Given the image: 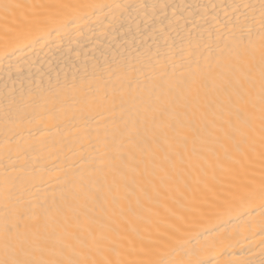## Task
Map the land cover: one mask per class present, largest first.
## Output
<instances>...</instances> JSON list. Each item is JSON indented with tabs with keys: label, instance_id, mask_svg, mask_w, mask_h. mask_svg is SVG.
I'll return each instance as SVG.
<instances>
[{
	"label": "bare ground",
	"instance_id": "bare-ground-1",
	"mask_svg": "<svg viewBox=\"0 0 264 264\" xmlns=\"http://www.w3.org/2000/svg\"><path fill=\"white\" fill-rule=\"evenodd\" d=\"M262 71L264 0H0V261L264 264Z\"/></svg>",
	"mask_w": 264,
	"mask_h": 264
},
{
	"label": "snow or ice",
	"instance_id": "snow-or-ice-1",
	"mask_svg": "<svg viewBox=\"0 0 264 264\" xmlns=\"http://www.w3.org/2000/svg\"><path fill=\"white\" fill-rule=\"evenodd\" d=\"M19 7V5H4L5 10ZM262 78H264V71H262ZM0 264H9L7 261H0ZM12 264H20V262H12Z\"/></svg>",
	"mask_w": 264,
	"mask_h": 264
}]
</instances>
